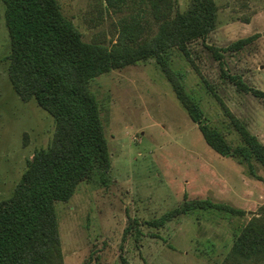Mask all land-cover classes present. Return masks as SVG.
<instances>
[{
  "label": "rangeland",
  "instance_id": "374dc122",
  "mask_svg": "<svg viewBox=\"0 0 264 264\" xmlns=\"http://www.w3.org/2000/svg\"><path fill=\"white\" fill-rule=\"evenodd\" d=\"M58 1L87 42L111 46L121 22L137 15L143 17L145 38L158 29L146 1L127 0L117 9L106 0ZM192 1L176 0V6L186 11ZM215 1L216 30L190 45L192 62L173 49L171 66L233 147L241 139L225 109L264 144V100L229 78L264 91V0ZM245 38L253 40L239 51L229 49ZM9 53L0 0V200L12 195L28 161L51 144L55 133L54 118L14 91ZM90 87L100 102L112 168L106 186L83 183L68 203L57 204L65 264H123L122 257L130 264H220L235 234L264 205V169L255 161L248 165L218 155L154 59L104 74ZM186 200H210L246 214L199 211L159 230L147 224Z\"/></svg>",
  "mask_w": 264,
  "mask_h": 264
},
{
  "label": "trees",
  "instance_id": "16d2710c",
  "mask_svg": "<svg viewBox=\"0 0 264 264\" xmlns=\"http://www.w3.org/2000/svg\"><path fill=\"white\" fill-rule=\"evenodd\" d=\"M106 1L115 9L127 2ZM142 1L151 7L158 24L156 34L145 38L143 17L137 15L121 22L116 43L108 46L85 41L58 0H2L10 38L6 57L10 83L23 102L35 101L54 118L55 133L51 144L37 150L28 161L12 195L0 200V264H65L57 204L68 203L83 183L107 185L112 155L100 102L90 85L114 70L154 59L208 145L222 157L248 165L255 161L264 169V144L258 137L225 109L241 139V144L233 147L208 122L198 101L186 91L182 75L171 66L173 49H180L192 62L190 45L216 30V1L193 0L186 11L179 10L176 0ZM252 40L241 39L229 49L239 51ZM229 78L244 92L264 100V91L248 88L241 78ZM199 211L235 217L246 214L210 200H186L147 224L159 230ZM134 223L139 226L138 220ZM122 261L130 264L124 257ZM220 264H264V205L235 234Z\"/></svg>",
  "mask_w": 264,
  "mask_h": 264
}]
</instances>
